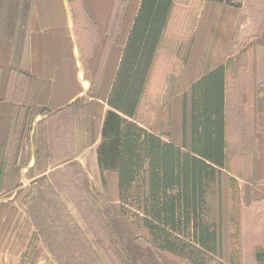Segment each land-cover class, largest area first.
Instances as JSON below:
<instances>
[{"label":"crops","instance_id":"0c3cea01","mask_svg":"<svg viewBox=\"0 0 264 264\" xmlns=\"http://www.w3.org/2000/svg\"><path fill=\"white\" fill-rule=\"evenodd\" d=\"M177 2H173L150 73L161 52L164 59L169 57V48L176 38L182 39L184 53L181 86L189 87L199 77L226 65L228 167L221 171L225 176L220 177L219 215L215 220L221 232L220 262L230 264L232 249L228 239L233 233L230 234V211V222L236 228L239 245L236 264H257L256 253H264V77L246 76L242 69L235 71L234 68L240 66L237 57L246 49L256 52L258 48L264 52V27L254 39L257 46L241 47L228 63L232 37L239 22L238 9L204 2L194 19L190 37H180L181 32L177 36V31H170ZM190 2L183 5L186 9L182 13L194 7L193 1ZM139 5L140 0H0V156L8 148L20 108H24L23 112L29 118L23 162L14 163L13 160L8 167L6 162V168L0 172L3 174L1 180L7 182V189L0 194L1 238L7 234L3 227L10 219L7 212L18 203L21 207L16 213L24 211L21 210L25 209L22 198L27 195L29 182L39 176L38 173L32 178L33 170L30 171L36 166L38 123L56 111L82 101L88 94V102L82 105L87 113L90 147L76 159L80 162L87 153L94 152L96 162L107 97ZM186 16L187 13L180 23L186 21ZM199 34L201 39H198ZM19 78L29 81L30 86L27 82L23 91L17 90ZM18 100L28 103L16 104ZM107 174L114 175L113 188L117 187L116 174L106 172L104 178ZM230 178L237 187L233 205L227 204L232 195ZM26 245V238H11L9 246L17 250L2 246L0 264H24L23 261H28ZM35 259L37 264H43L41 259Z\"/></svg>","mask_w":264,"mask_h":264},{"label":"rangeland","instance_id":"374dc122","mask_svg":"<svg viewBox=\"0 0 264 264\" xmlns=\"http://www.w3.org/2000/svg\"><path fill=\"white\" fill-rule=\"evenodd\" d=\"M192 1L194 7L182 13V10L186 9L183 5L191 2L178 0L173 12L171 32L174 29L178 33L177 36L181 32L180 37L183 35L190 37L200 7L204 2H211L219 7L238 9L240 12L228 54L231 61V56L241 47L257 46L254 39L260 35L264 27V0ZM214 11L216 12V7ZM185 13L186 21L180 23ZM208 33L209 31L205 34L206 37ZM198 39H201V34L198 35ZM171 45L169 57L164 59L161 52L150 73L137 110L136 121L165 141L181 145L182 104L184 100L187 102L188 141L189 99L193 84L189 87L179 84L184 60L182 39L176 38ZM262 51L258 48L256 52L254 49H246L238 57L237 64L240 66L234 68L235 71L242 69L246 76L264 77ZM18 81L20 84L16 87L17 90L23 91L27 82L30 86L29 81L23 78H19ZM21 84L24 86H20ZM89 97L88 94V97H82V101L79 102L85 104ZM23 109L20 108L14 122L15 129L9 138L8 148L5 154L0 156L4 157L0 160L1 173L6 168V162L7 167L12 165L13 160L14 163L23 162L29 120ZM45 120L46 117L37 126L36 166L30 169L33 170L32 178L38 173L39 176L29 182L27 195L22 198L25 209L21 210L24 211L21 214L16 213L21 207L18 203L7 212L10 219L3 226L7 234H4L6 237H0V248L3 246L4 249L16 251V247L9 246L10 239L26 238L28 245L25 248L28 250L25 252L28 251V261H23L24 264H37L35 257L41 259L43 264H186L155 252L147 243L146 231L140 224L122 216L117 187L113 188L114 175L110 177V174H107L105 185L101 183L94 152L87 153L82 161H77L76 158L80 156H76L78 147L82 146L81 153L90 147L88 136L82 133V127L78 122L75 119L68 122L67 118L63 121ZM224 174L220 173V177L223 178ZM2 175L0 194L7 189L6 180H1ZM234 182L232 185L229 184L232 195L228 198V205H233L236 199L237 187ZM212 190L208 197L210 218L218 220L219 185L213 186ZM18 201L20 202V198ZM229 216L230 211H228L230 234L233 233L228 240L236 259L239 245L235 235L236 228L230 222ZM38 228L42 229L44 236L38 233Z\"/></svg>","mask_w":264,"mask_h":264},{"label":"trees","instance_id":"16d2710c","mask_svg":"<svg viewBox=\"0 0 264 264\" xmlns=\"http://www.w3.org/2000/svg\"><path fill=\"white\" fill-rule=\"evenodd\" d=\"M173 2L140 0L107 97L96 163L103 185L104 173L116 174L120 213L140 224L155 252L186 264H222L220 225L210 218L208 197L212 187L220 185L221 171L228 167L226 65L199 77L191 86L189 139L184 100L180 146L136 121ZM15 103L27 105L28 101ZM66 118L68 122L75 119L87 135V113L79 101L47 116L45 122ZM82 150L79 146L76 156ZM233 181L230 178L229 184ZM37 230L43 235L41 228ZM255 260L264 264V253L257 252ZM235 262L231 250L230 264Z\"/></svg>","mask_w":264,"mask_h":264}]
</instances>
